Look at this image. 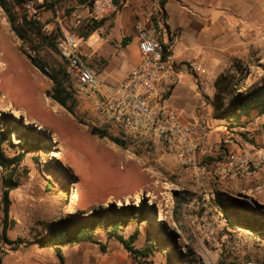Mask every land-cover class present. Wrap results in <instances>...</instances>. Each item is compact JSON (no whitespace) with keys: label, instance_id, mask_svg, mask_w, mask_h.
<instances>
[{"label":"rangeland","instance_id":"374dc122","mask_svg":"<svg viewBox=\"0 0 264 264\" xmlns=\"http://www.w3.org/2000/svg\"><path fill=\"white\" fill-rule=\"evenodd\" d=\"M59 10L60 14L65 12ZM12 11L20 17L22 5H15ZM46 11H40L39 19H46L42 18ZM43 31L50 42L58 41L49 30ZM31 45L15 35L0 7V131L6 128L1 114H10L6 112L10 107L21 111L22 118L27 116L45 127V131H40L38 125L26 124L10 114L34 131L14 130L7 125L11 134L6 155L16 156L23 138L28 143L25 150L28 149L37 139L35 133L45 137L51 147L49 151L45 146L40 151H27L24 160L13 168L0 167V264H59L53 250L34 243L53 225L61 219L85 217L109 206L120 214L123 207H137L143 198L153 211L147 210L146 220L142 221L124 210L127 222L119 233L127 238L137 230L134 247L151 249L147 261L152 264H264V234L248 232L235 224V218L228 219V227L217 244H210L199 235L206 201L197 196L189 172L155 146L149 150V146L144 149L132 140L125 141L124 148L113 143L111 139L118 138L116 132L97 113L101 100L83 93L72 79L69 84L74 90V114L47 97L53 85L30 63L27 55L36 57L49 72L64 65V61L57 48ZM241 68L245 71L235 76L241 81L240 90L245 81L249 78L252 81L253 71H264V45L252 53L250 66L242 62ZM213 124L223 129L225 138L207 146L211 154L201 160L202 165L223 161L226 155L223 149L240 140L239 132L245 133L246 142L253 145L249 150L251 157L264 151V115L252 116L246 128L236 131H227L224 122ZM209 130L214 129L210 126ZM143 141L153 144L147 137ZM9 175L19 185L9 194L11 226L2 236L1 179ZM222 184L225 192L219 189L214 192L223 194L231 210H237L244 218L257 214L264 217V162L259 169L251 168L249 175ZM108 229L109 224L95 230V241L105 245V252L99 245L87 242L66 247L63 254L68 251L67 264H111L114 260L117 264H137L116 240L108 238Z\"/></svg>","mask_w":264,"mask_h":264},{"label":"crops","instance_id":"0c3cea01","mask_svg":"<svg viewBox=\"0 0 264 264\" xmlns=\"http://www.w3.org/2000/svg\"><path fill=\"white\" fill-rule=\"evenodd\" d=\"M44 1L49 9L42 15L46 19H40L43 29L49 30L58 40L68 35L75 38L79 55L96 71L100 80L99 91L93 94L99 101L114 96L117 85L140 61L134 29L139 18L145 13L153 18L161 16L160 35L172 47L179 62V83L170 98L172 108L182 123L200 122L213 127L210 147L224 140L223 129L213 124L224 122L215 112L214 82L233 61L250 66L252 53L264 45V0H165L162 8L160 0H113L120 7L119 12L94 26L86 24L92 0ZM59 9L65 12L60 14ZM190 62L200 63L203 71L196 74L189 71ZM253 72L252 81L250 78L245 81L238 93H247L264 84V71ZM147 138L152 145L144 144L143 137L133 142L144 149L155 146L158 150V143ZM241 139L231 142L227 151L242 150ZM207 146L197 152V162L211 154ZM257 153L254 157L249 153V157L255 159ZM205 165L210 175L214 166ZM192 183L198 192V186ZM222 183L214 185L212 179L209 180L210 190L225 192L221 189ZM66 252L63 254L65 264ZM111 264L117 263L114 260Z\"/></svg>","mask_w":264,"mask_h":264},{"label":"built area","instance_id":"2783aa9c","mask_svg":"<svg viewBox=\"0 0 264 264\" xmlns=\"http://www.w3.org/2000/svg\"><path fill=\"white\" fill-rule=\"evenodd\" d=\"M43 2L21 0L27 18L38 17L40 9L37 5ZM119 10L120 7L113 0H92V10L86 24H101ZM161 25V16L153 18L150 13H145L139 18L134 29L140 61L117 85L115 95L99 102L97 113L122 141L133 142L140 137H151L158 143L159 151L189 172L191 180L199 188L197 196L206 201L200 217L199 235L206 242L217 244L228 227V218L217 207L209 180L212 179L216 185L249 175L251 168L259 169L262 166L264 151H259L256 158L251 159L249 150L253 145L243 141L242 150L228 152L210 175L206 165L196 161L197 152L208 145L211 132L206 124L200 122L182 123L171 106V95L179 83V62L172 47L162 40ZM55 44L61 59L68 65L70 78L83 93H97L100 80L96 71L79 55L75 38L68 35ZM187 68L195 74L203 71V66L197 62L188 63ZM203 84L200 82L201 86ZM195 201L196 198L192 205Z\"/></svg>","mask_w":264,"mask_h":264},{"label":"trees","instance_id":"16d2710c","mask_svg":"<svg viewBox=\"0 0 264 264\" xmlns=\"http://www.w3.org/2000/svg\"><path fill=\"white\" fill-rule=\"evenodd\" d=\"M164 1L165 0H160L161 8ZM20 3L21 0H0V7L5 12L15 35L22 40L23 43L29 44L30 46H32L31 44L36 43L37 45L41 44L42 46H48L56 50L55 42H50L49 38L44 34L43 24L41 23L39 16L34 19H29L23 10L20 17H16L12 9L15 5L21 7ZM37 7L40 10L49 9V5H47L45 1L43 4H38ZM34 52L37 54L38 49H35ZM27 57L30 60V63L51 81L53 87L52 90L47 93V97L64 108L68 113L74 114L73 107L75 104V97L74 90L69 84L71 78L68 73L67 63L64 61V65H60L58 69L49 72L36 57L30 55H27ZM241 65V61H233L231 66L224 70L223 73L219 74L214 82L215 112L218 114V118L224 121L223 127L227 131L244 129L252 116L259 117L264 115V84L247 93H238L241 81H237L235 76L236 73H242V71H245L241 68ZM227 99L230 100V103H226ZM1 118L6 126L4 131H0L1 168L10 169L19 165L24 160L27 151H40L44 146L45 150H51L48 140H46L45 137H39L41 134L35 133L37 139L34 143L29 145L28 149L25 150V146H27L28 143L23 138V140L18 143V147L20 148L18 154L14 157H8L5 152V147L9 145L7 141L11 132L8 130L7 125L13 126L14 130L22 128L23 130L34 131V129L32 127H25L20 120L14 119L10 114L3 113L1 114ZM237 134L246 141L245 133L239 132ZM102 136L105 137L106 133H103ZM111 141L122 148L126 145L125 142L119 138H112ZM223 150L226 151V158L228 151L226 148ZM219 161L221 162V159L213 161L211 164L215 167L220 163ZM1 183L3 187L1 199L3 213L1 233L2 236H5L6 231L11 226L8 220L10 207L9 194L11 191L15 190L19 184L13 179L12 175L2 178ZM212 194L217 207L229 220L230 218H235V224L243 226V228L250 233L264 234V217L261 216L263 214L251 215V217L245 218L241 217L240 215L242 214L238 213L237 210H231L225 203L224 196L221 192H214V190H212ZM151 209H153V207H148L143 198L137 207H123V212L120 213L123 215L117 214L114 207L109 206L107 209L94 210L85 217L64 218L53 225L47 233L36 239L34 243L43 248L53 250L59 264H65L63 249L66 247H72L87 242L99 245L100 250L105 252V245L95 241V230L109 224V229L107 231L109 239L116 240L137 264H152L147 261L153 252L151 249H136L134 247V243L138 236L137 230L127 238L119 233L122 225L127 222L124 210L129 211L132 218L145 221L147 210Z\"/></svg>","mask_w":264,"mask_h":264},{"label":"bare ground","instance_id":"6f19581e","mask_svg":"<svg viewBox=\"0 0 264 264\" xmlns=\"http://www.w3.org/2000/svg\"><path fill=\"white\" fill-rule=\"evenodd\" d=\"M53 109H54V108H53ZM6 112L12 114L14 117H16V118H18V119H23V120L25 121L26 124H32V125L35 124V125H38L37 128H38L40 131H45V127L42 126V124H37L38 122H37L36 120H34V119L30 120V119L27 118V116H25V118H22L23 113H22L21 111L15 109V108H13V107L7 108V109H6ZM74 197H75V196H74ZM162 217H163V215H162ZM160 218H161V217H160Z\"/></svg>","mask_w":264,"mask_h":264}]
</instances>
